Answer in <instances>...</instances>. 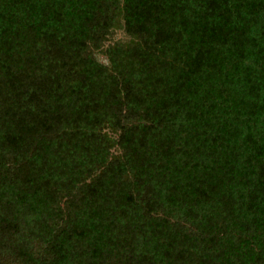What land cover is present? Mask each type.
Returning <instances> with one entry per match:
<instances>
[{
    "label": "trees",
    "instance_id": "trees-1",
    "mask_svg": "<svg viewBox=\"0 0 264 264\" xmlns=\"http://www.w3.org/2000/svg\"><path fill=\"white\" fill-rule=\"evenodd\" d=\"M0 264H264V0H0Z\"/></svg>",
    "mask_w": 264,
    "mask_h": 264
},
{
    "label": "rangeland",
    "instance_id": "rangeland-1",
    "mask_svg": "<svg viewBox=\"0 0 264 264\" xmlns=\"http://www.w3.org/2000/svg\"><path fill=\"white\" fill-rule=\"evenodd\" d=\"M126 41L127 40V35L121 30V29H115L113 35L111 36L110 42L114 41ZM111 153L112 156L114 157H120L121 156V151L117 149L116 146L111 148Z\"/></svg>",
    "mask_w": 264,
    "mask_h": 264
}]
</instances>
